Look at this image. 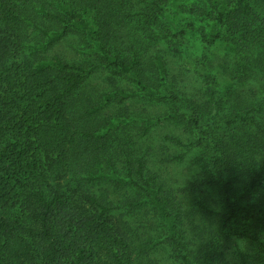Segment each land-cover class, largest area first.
Masks as SVG:
<instances>
[{
    "label": "trees",
    "instance_id": "1",
    "mask_svg": "<svg viewBox=\"0 0 264 264\" xmlns=\"http://www.w3.org/2000/svg\"><path fill=\"white\" fill-rule=\"evenodd\" d=\"M107 1L0 0V264H138L137 231L114 214L119 208L97 194L89 182L75 180L100 159L89 151L96 140L94 132L100 130L97 120L90 118L95 111H78L72 101L85 82L87 62L94 57L100 60L98 67L106 63L114 75H132L147 96L166 98L169 119L198 134L197 148L205 150L207 165L226 190L227 223L244 211L246 228L238 236L258 250L251 254L238 249V263L259 264L264 258V160L258 162L255 153L251 156L253 147L247 153L239 151L226 135L218 140L220 148L210 146L203 132L224 111L235 81H245L247 76L264 80V52L257 63L250 59L248 46L264 40V20L258 19L253 6L264 7V0H207L205 6L187 12L184 23L166 17L186 44L197 35L195 26L202 20L207 51L216 44L238 55L235 49L247 51L239 63L241 70L233 69L232 80L223 84L206 53L196 58L207 87L202 102L193 91L187 94L170 82L172 73L164 56L138 55L132 63L115 53L113 39L119 33L121 13L108 15ZM167 1L148 0L160 13L161 3ZM174 14L179 16L177 11ZM82 32L102 51L94 52L90 60L27 55L31 41L49 49L68 35L83 38ZM245 103L238 102L232 109L248 113L259 106L263 110L261 104ZM136 163L134 188L148 192L155 213L171 221L161 188L154 189V175L146 172L142 160Z\"/></svg>",
    "mask_w": 264,
    "mask_h": 264
},
{
    "label": "rangeland",
    "instance_id": "2",
    "mask_svg": "<svg viewBox=\"0 0 264 264\" xmlns=\"http://www.w3.org/2000/svg\"><path fill=\"white\" fill-rule=\"evenodd\" d=\"M206 3L207 0H170L161 3L163 11L160 13L148 0H108L106 5L111 6L105 12L110 16L121 13L116 27L119 33L113 39L115 53L132 63L144 54L164 56L172 73L170 82L187 94L193 91L200 102L204 101L207 87L196 58L206 53V60L223 84L229 78L232 80L233 69L241 70L239 63L247 52L235 49L239 56L231 48L218 44L207 51L208 44L201 32L206 31V22H200L202 20L196 24L197 35L190 37L189 44L175 35L166 17L184 23L187 12L200 9ZM253 6L258 19L264 20V7ZM175 11L179 16H175ZM257 27L255 35L259 32ZM81 36L83 38L77 34L68 35L60 44L45 48L47 50L31 41L27 55L32 57L36 52L48 60L60 55L70 61L85 62L94 52H102L87 33L82 32ZM242 43L248 44L246 39ZM256 43L255 47L248 46L251 48L250 59L258 63L260 53L264 52V40L260 45ZM87 63L85 82L78 92L75 91L72 101L78 111H95L90 118L97 120L100 130L94 132L96 140L89 151L100 155V159L87 171L76 175L75 180L89 182L97 194L119 208L114 214L137 231L140 246L137 263L239 264L238 249L251 254L257 250L253 242L238 236L246 228L244 211L239 210V217L227 223L224 184L207 165L209 156L205 150L197 148L198 134L187 132L169 119L168 100L147 96L134 83L132 75H114L113 68L106 63L105 67H98L100 60L96 57ZM238 102L254 106L261 104L263 110L256 106L248 113L235 112L232 108ZM224 104V111L204 128L206 143L219 147L218 140L226 135L239 151L247 153L253 147L251 156L255 153L258 162L264 160L262 76H247L245 81H235ZM172 139H179L182 144ZM140 160L145 164L146 172L154 175V189L161 188L160 195L168 204L171 221L155 213L148 192L134 188L136 176L133 173L136 161ZM150 177L146 175V179ZM235 184L239 186L240 182ZM261 259L258 263L264 264V258Z\"/></svg>",
    "mask_w": 264,
    "mask_h": 264
}]
</instances>
